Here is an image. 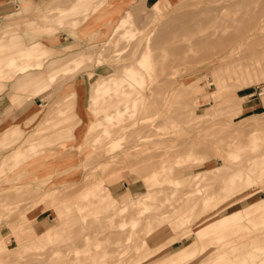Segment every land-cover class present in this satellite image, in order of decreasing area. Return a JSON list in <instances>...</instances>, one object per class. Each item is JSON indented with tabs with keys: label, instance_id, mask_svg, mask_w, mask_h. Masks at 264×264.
<instances>
[{
	"label": "rangeland",
	"instance_id": "1",
	"mask_svg": "<svg viewBox=\"0 0 264 264\" xmlns=\"http://www.w3.org/2000/svg\"><path fill=\"white\" fill-rule=\"evenodd\" d=\"M74 1L11 0L0 8V64L5 76L7 72L10 74L0 78V137L10 125L19 122L40 105H54L50 112L58 109V93L68 103H74L78 123L74 122L73 128L80 132L77 138L71 135L69 131L73 128L68 127L72 122L68 119L60 123L52 119L45 124V131L49 133L42 140L44 145L50 146L63 140L62 149L54 153L51 160H65L71 170L78 167L69 173L55 174L51 179L53 182L46 186L35 180L39 188L35 187L37 184L32 183L33 177L24 172L12 173L10 168L16 166L14 158L3 164L0 170V255H8V258L3 260L1 256L3 261H0L2 264H156L159 260H169L183 246L197 248V238L190 229L199 227L200 219L208 220L204 223L209 222L235 209H245L264 197V176L260 177L259 172L261 164H264V12L254 16L255 22L249 26L248 18L236 17L234 7H231L234 21L232 24L224 22L218 27L213 22L219 19V15L229 13L225 6L229 0H169L171 5L168 10H164L168 0H156L150 6L144 0H117L116 9L120 16L118 31L107 35H103L102 27L89 31L88 42L93 45H87L90 46L87 49L69 39L64 43H71L72 48L45 51L46 47L52 48L50 37L69 35L67 28L70 27H83L82 18L86 12L96 3L106 6L110 2L86 0V7L78 8L71 14ZM182 2L186 7H179ZM214 6L217 7L215 16L208 19V10ZM187 7L198 10L200 21L188 20L185 23L188 34L180 39L188 42L194 37L202 39L206 32L230 28H239L240 31L243 28L239 36L254 43L252 48H242L241 58L243 56L245 66L239 68L236 63L230 62L232 58L227 47L222 50L220 45L209 48L199 45L188 46L185 60L177 59L172 65L161 68L160 62L153 57L159 49L154 46L152 59L149 60L153 68L150 73L142 71L145 81L140 85L137 82L133 88L134 94L140 96L135 108L127 111V115L124 114L126 118L116 125L109 126L110 135L102 130V125L95 127L97 129L93 134L87 132L86 114L89 113L90 98L87 76L94 72V80L98 74L112 71L107 64L95 66L98 53L134 61L145 47L151 30L155 28L151 32L153 36L169 15ZM158 12L164 14L157 17ZM60 13L65 15L61 17ZM47 26L49 29L46 30ZM29 31L31 34L46 32L41 34V44L36 46L39 50L42 46L44 48L32 57L26 54L29 50ZM131 50L135 52L127 56ZM73 51H79L77 56L80 53L83 55L82 65L86 66L73 67V71L72 68L57 70ZM115 52L120 54L117 56ZM65 53L66 58L63 59L61 56ZM10 56H17L14 59L16 63L5 65ZM220 57L223 58L220 60ZM26 60L41 61L42 64L25 73L16 70L17 64H24ZM68 84L71 86L68 87ZM155 88H158L157 92ZM99 114L92 111L96 119ZM35 121L25 119L21 127L25 130L32 128ZM64 124L67 129L59 132L57 127ZM97 137L100 140H95ZM83 138L84 143L77 148ZM74 157H78L76 164L71 162ZM141 160L143 163H139ZM144 162L150 165L145 166ZM152 162H155L154 165ZM136 166L137 172L134 169ZM164 166L166 172L162 171ZM233 176L254 178L255 182L252 179L251 186L244 193L224 198L226 181ZM195 180L198 185L193 188ZM40 187H49L50 190L44 192ZM145 191L153 195L150 206L140 197ZM206 191H213L215 197L209 201L203 199L207 193L210 195ZM100 193L116 196L122 213L118 211L111 216L113 209L100 204ZM191 205H194L195 212L190 216L192 221L185 225L181 218L189 214ZM73 209L76 215L70 214ZM39 213L42 214L37 217ZM257 214L251 215L250 219L247 217L240 226L234 227L235 230L229 229L224 248H233V254L247 256L246 251L252 248V243L264 235V212L263 215ZM70 215L73 222L69 225L65 222V228L60 233L55 230V235L44 236L42 232L47 227L61 225L67 216L69 218L65 220L72 221ZM157 223L163 224L162 229L149 234ZM261 243L264 244V241ZM215 246H206L204 252L208 254L192 264H199L205 256H212L217 248ZM236 247L240 249L234 250ZM147 252L152 255L150 259L144 256Z\"/></svg>",
	"mask_w": 264,
	"mask_h": 264
},
{
	"label": "bare ground",
	"instance_id": "2",
	"mask_svg": "<svg viewBox=\"0 0 264 264\" xmlns=\"http://www.w3.org/2000/svg\"><path fill=\"white\" fill-rule=\"evenodd\" d=\"M166 2L167 3L164 6V10H168L170 5H171V2L169 3V0ZM117 5H118L117 0H114V1L110 0V2H108V4L106 6H104L102 3H96V5L94 7H92V9L89 12H86L83 15L82 19L84 20V24H85L83 27L78 26L76 28H74V27L67 28L69 36L72 37V39H74L75 41H77V43L82 44L83 45L82 49H84L85 47L87 49L88 47H90V46L87 47V45L91 44L90 42H88L89 41V38H88L89 31H96L98 28L102 27V30L104 32L103 35L115 33L116 31H118L120 29V23L118 22V20L120 19V16L118 15V10L116 9ZM86 6H87L86 0H75L74 5L71 6L72 7L71 8L72 9L71 14L73 13L74 10L77 11L78 8L86 7ZM225 6H226L227 10L229 11V13L225 14L224 16L219 15L218 16L219 19L214 20V22H213V23H217L218 27L221 26L222 24H224V22H228L229 24H232V22L234 21V19L231 17V13H230V12H232L231 7H234L233 12L235 13L236 17H239L240 19H242V17L248 18L247 25H249V26H251L252 23L255 22V18H253L254 16H257L261 12H264V0H229V1H226ZM179 7H186V6L184 5V2H182ZM221 7L222 6H219V8H221ZM216 8L217 7L214 6L208 10L210 12V15H208V16L206 13V16L208 19L213 18L215 16L214 12H215ZM163 14H164V12H162V13L158 12L157 17L161 16ZM63 15H65V14L60 13L61 17H63ZM168 17L169 18H166L165 21L162 22L158 26V29H157L156 33H154L153 36H151L152 35L151 32L153 30H155V28H153L151 30L150 34L146 38L147 41H146L145 47L140 51L139 55L137 54L138 56L134 58V61H125V60L123 61L120 59V57H119V59H114L110 56L111 54L109 55V53L99 52L98 55L96 54L97 55L96 61L94 60L96 62L95 66L107 64L108 66H110L112 71L108 72V74H98L97 78H95L94 80H93V78H94L93 73L94 72H90V75L87 76L88 79L90 80V84H89L90 86L88 87V91H89L88 95L90 98H89V107L87 108L89 110V113L87 112L88 114H86V120L88 123V128H86L87 132H90L91 134H93L94 131L97 129V128L95 129V127H100L102 125V130L105 133H108L110 135L112 131H111V129H109V126L111 124L116 125L117 122H119L120 120H122L125 117L124 114H126L127 111L133 110L135 108V105H136L138 98L140 96L134 94L133 88L137 82L140 85V82L142 83L143 81H145V78H144L142 71H146V73H148L149 70H152L153 65H151L149 63V60H150V58L152 59L151 52H152V49H154V46H155V48L158 47L159 49L157 50L158 51L157 56L155 55V53L157 52L156 51L153 54V57H155L156 62H160L161 68H164V66H166V65H172L173 62L176 61L177 59L178 60H185L187 58V55L185 54V52H186L185 50L188 48V46L191 47V46H199V45H205V48H209L210 46L215 47V46L220 45L222 50H224V48L227 47L228 48V55H230L229 57L232 58V60L230 59L231 60L230 62L236 63L239 68H243V66H245V63L242 62L243 56L241 58V53L244 50L242 48H243V46H245L246 48H250V47L252 48V47H254V43L253 42L251 43L250 40H248L242 36H239V35H241L242 32H240V31L243 28H241L240 31H239V28L237 30L230 28V29L224 30V31L221 29H218L217 32L216 31L211 32V33L206 32L202 39L200 37H197V38L194 37L192 40L186 42L185 40L180 39V37L182 35L185 36L186 34H188L185 32V30H186L185 29V23L188 20L200 21L198 10H193L190 7H187V8H184V10L174 11ZM105 26H107V27H105ZM47 28H48V26L46 27V30H47ZM111 30H113L114 32H112ZM29 33H30V31H29ZM42 33H46V32L42 31L39 34H36V32H32V34L31 33L29 34V36H30L29 37L30 41H28L29 42V50L26 51V54L29 57L34 56L37 52H39L40 50H42V48H44V46H42L40 50L36 48V46L41 44L40 40L42 37V35H41ZM52 37H50V38H52ZM47 39H49V38H47ZM118 39L120 40V38H118ZM150 39H151V41H149ZM43 41H44V39H43ZM38 42H40V43H38ZM91 45H93V44H91ZM14 46L15 45H13V47ZM72 46H73L72 44H68L65 46V48L66 49L72 48ZM114 47H115V45H114ZM45 49H46L45 51H48V50L60 51V50H56V49H52V48L48 49L47 47ZM164 51H166V52H164ZM134 52H135L134 50L133 51L131 50V52L129 54H127V56L128 55L131 56V54L133 55ZM77 53H79V51H76V52L73 51L72 53L70 52L71 56L67 57V58L65 57L66 53L63 54L61 57L63 59L66 58L68 60L66 62L62 63L59 68L57 67V70L63 68L64 71H67V70L72 68V71H73L78 66H81L83 64V61H84V59L82 57L83 55L80 53L79 56H77L78 55ZM119 54H120V52H115V55L118 56ZM115 55H112V56L115 57ZM125 56H126V54H125ZM16 57L17 56H10L7 59L8 61H6L5 65L6 64L12 65V64L16 63V60H14V59H16ZM123 57H124V55H123ZM222 58L223 57H220L219 59L221 60ZM236 61H238V62H236ZM226 62H228V61H226ZM79 63H80V65H79ZM152 63H154V62L152 61ZM41 64H42L41 61L31 62V61L26 60V62H24V64H17L16 70H19L21 73H25L27 70L35 69L37 65L40 66ZM82 66L85 67L86 65H82ZM2 67L3 66H1V64H0V78L10 76V74H8V72L5 76V73L3 72ZM73 67H74V69H73ZM16 70H15V72H16ZM50 70H52V68ZM57 70H55V71H57ZM72 71H70V72H72ZM27 74H28V72H27ZM53 74H51V77L53 76ZM139 77H141V79H138ZM0 81H2V80L0 79ZM54 81H56V80H54ZM155 83L157 84V81ZM163 84H165V83H163ZM70 86L71 85L68 84V87H70ZM66 87H67V85H66ZM157 89H156V92H157ZM56 96L58 97L57 103L60 102V104H59V108L54 110V112H50L51 110H53L52 107L54 105H51L49 107L40 105L39 108H35L30 112V114L33 113L32 116H29L30 114L29 115L27 114V116L25 118L19 119V122H15L13 125H10L9 129L6 130L4 132V134L0 137V150H3L0 152L4 153V154L2 153L3 155L0 154V170L2 171V169H3L2 166L4 163L7 164L9 159L11 160L14 158L16 166H14L13 168H10L11 172L16 173V171H18L19 174H21L20 172H24L25 174H28L30 177H33L32 183L37 184V185H35V187H37V188H39L38 187L39 183L35 182V180L41 181L46 186V184L53 182V180H51V179L54 177L55 174H58V173L60 174L63 172L69 173L71 171L78 169V167H75V169H72V170L68 169L67 167L70 164L65 160L64 161L60 160L58 162H54L55 160L54 161L51 160V157H53L55 155L54 153H57L62 149V147H63L62 141L63 140L53 142L52 144H50V146H47L46 144L44 145L45 141L44 142L42 141V140H44L45 137L48 136L49 132L45 131V124L47 122H49L50 120L54 119L56 122L58 121V123H60V121L68 119L70 122H72L68 128H71V127L73 128L74 122L78 123V121H77L78 116H77V113H75L77 111L74 108V103L73 102L68 103L67 102L68 100L62 98L61 94H59V93L56 94ZM61 98H62V100H61ZM150 100H148V101H150ZM150 102H152V101H150ZM41 106H43L44 108ZM5 110H7V109H5ZM92 111H95V112L97 111L98 113H100L98 119H96V117L95 118L93 117ZM25 119L36 120L35 123L33 124L32 128L25 130L21 127L22 122H24ZM62 129H67L65 127V124L62 125L61 127L60 126L57 127V130L59 132H62ZM114 131H115V133H117L118 129L114 130ZM69 132L71 133V135H73L76 138L79 136V133H80L78 131V129L74 130V128L72 130H70ZM95 140H97V141L100 140V137L99 138L97 137V139H95ZM84 141H85L84 138L81 139V141L78 143L77 148H79L84 143ZM89 143H90V141H89ZM169 147H170V145H169ZM127 149H129V148H127ZM5 150H7V151H5ZM166 155H167V153H166ZM263 156H264V154H263ZM150 157H148V158H150ZM144 159H147V158H144ZM77 160H78V157H74L71 162L73 164H76ZM139 163H143V161L141 160V162H139ZM139 163H137V164H139ZM152 163L154 165L155 162H152ZM145 164H147V163L144 162V165ZM149 165L147 164L145 166H149ZM136 168H137V166L134 168L137 172ZM165 168L166 167L164 166L162 171H164ZM138 169H139V167H138ZM166 170H165V172H166ZM139 171H140V169H139ZM160 172H161V169H160ZM259 172H260V177H263L264 176V164H261ZM4 177L6 180L8 179L7 176H4ZM252 179L254 180V178L247 177L245 179V178H242L241 176L240 177L233 176V177L229 178L228 181H226V185L224 187V189L226 191L224 198L229 197V196L232 197V196H236L238 194L244 193L249 188V186H251L250 181H252ZM223 182H225V181H223ZM254 182H255V180H254ZM197 185L198 184L196 183V180H195L194 185H192V187L195 188V186H197ZM192 187L190 189V192L193 191ZM41 189L44 190V192L50 190L49 187H48V189H47V187L44 189L43 188H41ZM207 192H210V191H206V193ZM100 194H101L100 204H103V206L105 205L106 207L111 208L110 210L113 209L111 216H113L114 214H118V211H119V213L120 212L122 213V206L120 205V202L118 201V198L116 196L107 195L106 193H100ZM47 195H49V194H47ZM206 195L204 196L205 198H203V199H208L207 201H209L211 198L215 197L213 195V191L210 192V195L208 193ZM211 195H213V196H211ZM152 196L153 195L151 192H146V191L141 193V195H140L141 198H143L145 201H147L149 206L151 205L150 200H152ZM220 198H221V196H220ZM221 201H219V202H221ZM90 202H91V200L89 201V203H87V202L86 203L89 205ZM210 206L212 207V205H210ZM89 207L90 206H88L87 208L89 209ZM96 207H97V205H96ZM190 207H192V208L190 209L189 214L184 215L181 218L182 223L185 225H187L189 223V221L190 222L192 221L190 219V216L192 214H194L193 212H195L194 205H191ZM199 207H200V205H199ZM91 208H93V206ZM196 211H197V208H196ZM57 212H59V211H57ZM72 212L73 213L70 212V214L76 215V213L74 212V209ZM86 212L84 214H86ZM90 212H88V213H90ZM96 212L97 211H95V214L100 216ZM263 212H264V197L263 198L261 197L259 202L255 203V204L251 203V204L247 205L245 209H243V208L235 209L233 211H230L227 214H224L222 216L214 218L213 220H211L209 222L204 223L205 221H208V220H201L200 219V221H202L200 224H198L200 226L197 228L190 229V231L192 232L191 234L195 235L197 238L195 240V242L198 243L197 244L198 247L197 248H194V247L189 248L188 246H183L178 251H176L174 254H172L170 256L169 260H166V261L165 260H163V261L159 260L156 264H175L176 262H178L180 264H192L196 261H199L201 259L200 257H202L203 255L208 254L207 252H204L206 246L211 247L214 245H216L215 247H217V248L215 249L213 255L209 256V257L205 256L202 259V262L199 264H264V244L261 243L262 241H264V239H263L264 235H260V237L263 239L262 241L260 238L259 240L257 239L258 241L252 243V248L248 250L249 252L246 251L247 256H245V254L244 255L242 254L243 255L242 256L239 253L241 255V257H239L238 256L239 254L238 255L233 254V252H232L233 248L228 250L227 248H224V244H223L230 228L234 229V227H236V225L240 226L241 223H243V221H245L247 217H248V219H250L251 215H253V214L262 213V215H263ZM257 215H260V214H257ZM101 216H102V214H101ZM254 216H256V215H254ZM67 217L64 218V220L69 218V217L68 218ZM73 218L75 219V217H73ZM253 218H255V217H253ZM70 219L72 220L70 222L66 221V220L61 221L62 219H60V221L64 225L63 227H62V224L59 226L56 225V227L49 226L42 233H44V236L51 235V234L55 235V234H53L55 230L59 231V233H60L61 230L65 228V222H66V225H69L71 222H73L72 216ZM86 220H88V219H86ZM256 220L254 219V221H256ZM61 222H59V224ZM132 224L134 225V223H132ZM258 224H260V222ZM162 225L163 224H161V223H157L154 226L155 229L151 228L149 234L158 232L160 230V228L162 227ZM92 226H94V225H92ZM135 226H136V224H135ZM58 227H61V229L59 230ZM131 227H133V226H131ZM143 229H144V227H143ZM248 229H250V228H248ZM184 230L185 229H183V231ZM136 231H138V230H136ZM243 231H245V230L243 229ZM113 232H115V231H113ZM233 233L234 232H232V234ZM245 233H246V231H245ZM38 236L39 235L37 234V237ZM164 236L165 235H163V237ZM38 240H39V238H38ZM38 242L39 241H37L36 243H38ZM34 243H35V241H34ZM228 243H229V241H228ZM39 244H37V245H39ZM43 244H45V243H43ZM250 244H251V242H250ZM99 246L101 247L102 245L99 244ZM99 246H97V247H99ZM39 247L40 246H38V248ZM40 248H42V244H41ZM238 248L239 247H236L234 250H237ZM76 253L78 254L77 250H76ZM1 256L3 257V254L0 255V257ZM9 256H11V253L9 254ZM73 256H72V258H73ZM144 256H147L150 259L152 255H149L147 252V253H144ZM4 257H3V260L8 258V255H6V256L4 255ZM94 258L95 257L93 256V260H95ZM66 260L68 262V259H66ZM106 260L108 261V259H106ZM0 264H2L1 261H0Z\"/></svg>",
	"mask_w": 264,
	"mask_h": 264
},
{
	"label": "crops",
	"instance_id": "3",
	"mask_svg": "<svg viewBox=\"0 0 264 264\" xmlns=\"http://www.w3.org/2000/svg\"><path fill=\"white\" fill-rule=\"evenodd\" d=\"M11 0H0V8H2V7H5V5H7V4H9V2H10ZM154 1H156V0H144V2L146 3V5L147 6H150V4H152V3H154ZM66 35V34H65ZM61 38V39H60ZM71 40L72 39V37H70L69 35H66V36H63V35H55V36H53L52 38H50V41H51V43H53L52 45H51V47L53 48V49H56V50H60V49H62V48H65V46L66 45H68V44H71V43H64L65 41H67V40ZM50 43V44H51ZM55 45V46H54ZM54 46V47H53ZM80 78V77H79ZM81 79V78H80ZM260 200H257L256 202H254V203H252V204H255V203H257V202H259ZM42 213H39L38 215H37V217L38 216H40Z\"/></svg>",
	"mask_w": 264,
	"mask_h": 264
}]
</instances>
